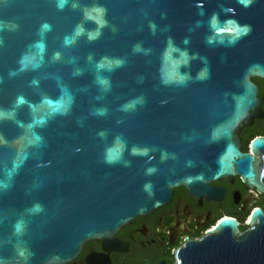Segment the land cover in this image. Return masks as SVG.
<instances>
[{"label": "water", "instance_id": "obj_1", "mask_svg": "<svg viewBox=\"0 0 264 264\" xmlns=\"http://www.w3.org/2000/svg\"><path fill=\"white\" fill-rule=\"evenodd\" d=\"M252 75L264 0H0V264H62L178 186L264 192L238 137ZM179 264H264L262 210Z\"/></svg>", "mask_w": 264, "mask_h": 264}, {"label": "flooded vegetation", "instance_id": "obj_2", "mask_svg": "<svg viewBox=\"0 0 264 264\" xmlns=\"http://www.w3.org/2000/svg\"><path fill=\"white\" fill-rule=\"evenodd\" d=\"M249 79L255 87L254 102L238 137L241 150L261 160L263 149L252 153L250 142L264 140V75ZM254 208L264 214V192L236 174L198 184L193 191L178 186L165 203L134 216L111 235L87 240L62 264H179L181 253L191 251L220 219L233 218L244 230Z\"/></svg>", "mask_w": 264, "mask_h": 264}]
</instances>
